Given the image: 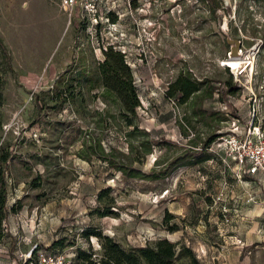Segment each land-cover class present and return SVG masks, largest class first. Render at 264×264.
<instances>
[{"label":"rangeland","instance_id":"374dc122","mask_svg":"<svg viewBox=\"0 0 264 264\" xmlns=\"http://www.w3.org/2000/svg\"><path fill=\"white\" fill-rule=\"evenodd\" d=\"M114 11L119 17L113 12L112 25L94 37L101 26L67 16L58 0H0V150L8 156L6 204L19 199L23 213L14 238L0 243L8 242L9 257L57 238L62 244L47 250L99 254L96 237L79 236L95 228L125 249L164 237L190 247L198 264H264L256 241L264 238L263 183L219 150V136L205 148L209 159L168 166L153 181L82 156L96 140L105 151L129 153L122 132L130 127L110 120L114 109L87 87L99 84V46L109 41L124 51L138 97L141 135L133 144L151 143L150 152L120 157L131 167L147 172L158 159L195 156L208 135L227 134L233 122L264 132V0H132ZM227 81L233 94L225 93ZM188 138L200 142L185 154ZM107 204L116 215L99 217L95 209Z\"/></svg>","mask_w":264,"mask_h":264},{"label":"trees","instance_id":"16d2710c","mask_svg":"<svg viewBox=\"0 0 264 264\" xmlns=\"http://www.w3.org/2000/svg\"><path fill=\"white\" fill-rule=\"evenodd\" d=\"M0 50L3 52L2 46ZM102 60L96 64L95 71L98 77L99 84L96 86L88 84L87 87H96L98 89L97 96L107 104L108 108H113L115 111L111 114V110L108 109V117L110 120L118 119L123 123V126L130 127L129 130L123 131L122 136L128 146L129 153L123 154L116 150V148L109 147L106 151L100 146L99 142L95 141V146L92 142L86 144V148L82 149L83 157L88 158L90 155L95 154L99 159H102L108 168H112L115 171L120 172L126 178H137L147 181H153L162 179L165 177L167 167L175 166L183 163L189 166L197 165L207 159L209 154L205 152V148L218 136L219 133H212L208 135L201 143V152L197 155L189 154L190 156H184L185 158H173V160L165 162L160 159L156 160V169L150 171H141L139 168L131 167L127 162L121 160L120 157L128 158V155L141 149L143 153L150 152L151 143L146 138L137 140L133 144V139L137 136L136 133L140 131L137 128L135 118V107L139 105L138 97L136 94L135 86L132 82V74L128 66L123 60V54L118 50L112 49L110 46L105 48V51H101ZM231 66H236L235 63H230ZM85 76H80L83 83L88 82L83 80ZM233 84L229 81L225 84V93L233 94ZM223 119V118H221ZM217 117V120H221ZM146 135L145 132H142ZM139 135H141L139 133ZM165 141V140H164ZM200 142L196 138L187 139V149L185 154L196 147V144ZM80 152H78L79 154ZM8 156L0 150V241L6 235L4 230V221L8 213H16L21 208L19 199L14 201L11 205L6 204V183L4 180V172L6 170ZM108 189L100 190L97 192L96 197L99 200L102 198L105 191ZM99 217L113 216L116 213L109 209V204L100 206L99 209H95ZM167 218V216H166ZM176 224L172 223L168 226L169 231L176 229ZM93 235L99 240V254L92 253L90 251L82 250L79 247L74 249V259L78 264H175L177 259H184L182 264H198L195 253L190 247L179 244L176 247V242H171L167 238L157 237L152 240L145 241L142 245L130 246L128 248L121 247L110 236L103 235L95 228L81 229L79 236L86 239ZM62 244V238H57L51 242L47 248L55 247Z\"/></svg>","mask_w":264,"mask_h":264},{"label":"built area","instance_id":"2783aa9c","mask_svg":"<svg viewBox=\"0 0 264 264\" xmlns=\"http://www.w3.org/2000/svg\"><path fill=\"white\" fill-rule=\"evenodd\" d=\"M132 0H58L59 8L62 12L70 16L72 11L78 13L80 17H85L86 20L93 23V26H101L95 33L100 34L101 28L105 25H112L109 22L110 16L119 17V14L114 11L118 2H123L127 8ZM116 17V19H117ZM98 21V22H97ZM110 46L114 50H118L124 54L118 42H106L100 44L102 51ZM232 129L228 133L219 136L216 142L219 150H223L230 155L233 163L241 170V173L246 176L261 175L264 179V132L259 126H247L245 129H238L236 123H232ZM69 231V230H68ZM44 248H37L33 253L25 252L19 254L17 262L19 264H78L74 259V249L71 246L66 252H54Z\"/></svg>","mask_w":264,"mask_h":264},{"label":"crops","instance_id":"0c3cea01","mask_svg":"<svg viewBox=\"0 0 264 264\" xmlns=\"http://www.w3.org/2000/svg\"><path fill=\"white\" fill-rule=\"evenodd\" d=\"M251 177L253 179H257L258 183H260V184L263 183V187H264V179L261 175L251 176ZM17 212L16 213H8L6 216V219L3 223L4 224V230L6 232L5 234H6V236H8V238H14L11 231L14 230L16 226H18V221H20V219L22 218L23 213L20 212V210ZM18 231H21V230H18ZM20 237H23V236H20ZM24 238H27V237L24 236ZM245 240L246 239H240V241L242 242V245L245 244ZM256 241L259 244H261L260 246H262L263 255H264V238H256ZM3 242H4L3 244L0 243V264H18L16 261L17 256L9 257V255L6 253V247H8V242H6V241H3ZM10 243H11V239L9 240V244Z\"/></svg>","mask_w":264,"mask_h":264},{"label":"bare ground","instance_id":"6f19581e","mask_svg":"<svg viewBox=\"0 0 264 264\" xmlns=\"http://www.w3.org/2000/svg\"><path fill=\"white\" fill-rule=\"evenodd\" d=\"M235 60H236V59H235ZM239 61H240V60H239ZM241 61H242V60H241ZM230 63H235V61L232 60V61H230Z\"/></svg>","mask_w":264,"mask_h":264}]
</instances>
